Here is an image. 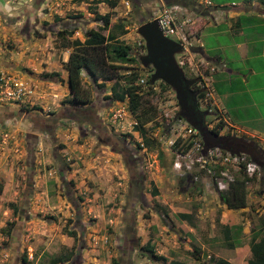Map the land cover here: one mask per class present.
Masks as SVG:
<instances>
[{
  "label": "rangeland",
  "instance_id": "obj_1",
  "mask_svg": "<svg viewBox=\"0 0 264 264\" xmlns=\"http://www.w3.org/2000/svg\"><path fill=\"white\" fill-rule=\"evenodd\" d=\"M20 1L0 0V119L18 112L0 125V264H112L113 260L116 264H212L217 259L246 264L248 243L264 220L260 169L248 177L241 169L221 166L215 157L203 167L195 155L177 158L179 150L173 143L185 123L175 117L178 107L167 85L155 82L147 89L151 67L117 63L124 77L136 75L141 108L151 119L143 126V136L132 128L135 122L127 101L108 97L113 80L96 88L85 71L80 74L81 86L92 115L77 119L84 122L82 129L66 117L57 119L48 134L25 118L31 112L51 120L60 109L73 106L63 68L72 48L62 46L74 39L83 42L87 31L98 30L100 22L91 12L110 14L108 28L116 42L129 46L134 58L141 54L137 18L129 3L115 0L110 9L98 0H43L36 7L28 0L32 9L23 15L28 7ZM210 1L218 5L231 0ZM8 2L14 3L13 9ZM160 3L154 2L147 19ZM199 11L185 8L183 17L208 12ZM20 15L22 21L29 20L25 32L20 21H8ZM116 24L124 34L118 35ZM64 30L74 32L57 37ZM212 32L206 29L200 36L206 54L235 58L233 48L210 51L234 39ZM174 59L183 62L184 77L196 79L194 89L203 93V75L209 68L199 56L187 52L175 54ZM50 72L57 77H45ZM212 82L222 94L224 85L215 77ZM197 105L200 112H207L203 118L207 131L221 122L211 100L199 99ZM216 134L219 138L235 135L223 124ZM261 137L253 141L263 147ZM186 138L182 142L196 136ZM208 143L231 150L217 139ZM176 161L179 167H174ZM219 171L231 178H247L245 207L228 210L220 202L218 193L223 191L215 183L227 179ZM144 246L151 247L160 260L143 255Z\"/></svg>",
  "mask_w": 264,
  "mask_h": 264
},
{
  "label": "trees",
  "instance_id": "obj_2",
  "mask_svg": "<svg viewBox=\"0 0 264 264\" xmlns=\"http://www.w3.org/2000/svg\"><path fill=\"white\" fill-rule=\"evenodd\" d=\"M104 1L107 3L110 9L116 6L115 0H98L96 3H101ZM126 1L129 3L133 14L136 16L137 23L140 24L144 22L146 18H148V15L151 11L150 8L157 0ZM161 1L165 5H178L186 9L188 8L190 11L196 14L202 13L199 11V9H203L201 7V4H197L195 0ZM223 8L225 7H222V9ZM91 13L94 14V16L96 17L95 19L100 22L98 30L87 31L85 33V38L83 42L74 39L70 42L69 45L65 44L62 46L63 48H72L71 52H69L67 55L66 61L63 62V68L66 71L67 90L70 94L71 100L74 103L73 106H69L67 108L71 109L78 107L77 109L79 110L76 113H64V118L70 117L73 121L79 123V129H82V125L84 122H82V120L78 122L77 119L90 117L88 116L89 114L92 115V113L88 112L87 110L88 96L81 86L80 74L82 71H85L90 81L96 88H103L104 82L113 80V84L110 87V95L108 97L116 102H123L124 100L127 101L128 112L133 117L135 122L132 128L134 131L139 132L141 136H143V126L151 119L145 116V113L141 108L140 88L139 86L134 84V81L136 80V75L131 72L129 74V78L124 77L119 72V70L123 68L117 65V63H119L120 65H132L137 64V61L133 56H131L129 46L121 42H116V35L113 33L112 30H110L111 28H108L110 14L96 15L95 12ZM115 27L120 29L118 35L124 34L125 31L122 30V26L120 24H116ZM101 31H106V35H103ZM73 32V30H64L62 32L58 31L56 35L57 37H61L62 35L70 36L73 34ZM112 42L116 43L112 44ZM130 70L132 71L133 69L130 68ZM45 77L54 79L57 77V73L50 72L48 74H45ZM147 89H152V86L147 85ZM202 97L203 93H199L197 95L198 100ZM58 113L54 115L53 119L47 120V118L39 117L31 114V112H28L27 116L29 118L27 119L31 122V125L35 126L34 128H36L38 131H46L48 134H50L55 126V121L57 120ZM14 116H16V114ZM40 121H42V124L44 125L41 128L39 126H36V123L38 124ZM220 125H222V122H219L216 126H214L213 129L210 130V132L212 134H216V128ZM110 140L111 142H113L112 140L114 139ZM184 141L182 142L180 138H176L173 143V148L177 147L179 153L186 152L189 146L191 145V142H187L186 140ZM180 143L183 144L181 145L182 147H178ZM260 174L261 182L262 184H264V170L260 169ZM186 177L188 178L189 175H186ZM245 181H247V178L245 176L234 177L231 182L228 183L227 190L218 193V198L226 209L237 210L245 207ZM153 191L155 192L154 188ZM258 233H255L248 243L250 258L247 260L246 264H264V220L261 222ZM69 234H71V232H69ZM140 250L144 253L143 255L147 256L150 260H160V258L153 253L151 247L144 246L141 247ZM112 264H116V261L113 260ZM169 264L179 263L170 262ZM212 264L230 263L223 259H217L213 261Z\"/></svg>",
  "mask_w": 264,
  "mask_h": 264
},
{
  "label": "crops",
  "instance_id": "obj_3",
  "mask_svg": "<svg viewBox=\"0 0 264 264\" xmlns=\"http://www.w3.org/2000/svg\"><path fill=\"white\" fill-rule=\"evenodd\" d=\"M198 1L202 3L203 11L208 12H205V15L201 14L200 17L194 16L195 19L189 17L192 19L190 28L193 30L190 34L194 38V47H200L204 52L203 57L199 56L200 60L204 62L206 68H209L203 79L208 82L211 89V105L214 113L219 116L223 126L235 134L234 138L240 137L252 141L262 138L261 136L264 135V1L231 0L229 3L223 2L218 5L210 0ZM206 29L209 32L214 29V32L209 34L217 33L219 36L226 34L234 37L226 45H215L210 49L212 53L227 47L234 49L236 57L227 59L217 54H206L200 41V36ZM214 77L219 84L224 85L222 94L216 92L215 83L212 82ZM259 147L264 149V146Z\"/></svg>",
  "mask_w": 264,
  "mask_h": 264
},
{
  "label": "water",
  "instance_id": "obj_4",
  "mask_svg": "<svg viewBox=\"0 0 264 264\" xmlns=\"http://www.w3.org/2000/svg\"><path fill=\"white\" fill-rule=\"evenodd\" d=\"M136 34L143 41L145 53L135 58L138 64L143 67H151L152 72L149 76L148 85L152 86L155 82H162L167 85L174 93V98L178 107L175 117L182 119L188 126L193 128L201 138L204 148H221L217 144H209V140L215 139L216 135L206 130L204 120L200 124H196L189 116V111L196 108V96L201 92H193L190 86L196 82V79H187L184 77L182 69L177 65L174 55L184 52V49L177 42L162 36L155 19H145L144 22L138 24ZM187 51L200 57L204 56V52L200 47H188ZM192 105V106H190ZM204 118L206 111L200 112ZM236 141L239 138H235ZM229 151L231 154L247 155L255 164L248 152L244 150Z\"/></svg>",
  "mask_w": 264,
  "mask_h": 264
},
{
  "label": "built area",
  "instance_id": "obj_5",
  "mask_svg": "<svg viewBox=\"0 0 264 264\" xmlns=\"http://www.w3.org/2000/svg\"><path fill=\"white\" fill-rule=\"evenodd\" d=\"M125 4L127 5L126 2ZM184 14L185 8L181 6L165 5L160 3L158 9H156L155 12H152V16L149 18V20L155 19L162 36L180 44L184 49V52L182 53H187L188 47H194V38L190 34L189 18L183 17ZM138 46L141 48L140 55L144 54L145 50L143 41L139 42ZM176 63L179 67L183 65L182 61H176ZM203 80V87L205 90L203 91V97L201 99L206 102L207 99L209 101L211 100V89L209 88L208 82L205 79ZM140 83H143V80H140ZM181 130L182 132L178 133L175 136L176 138L185 139L186 137L189 138L192 136H196V138L190 139L191 145L186 152L176 153L177 158L185 159L191 158L192 155H195V161L201 163L203 167V164H205L207 161H213L215 157L220 161L219 163L221 166L228 164L236 170L241 169L248 177L258 170L257 164H255L251 159H245V154L235 155L231 154L227 150H222L217 147L205 149L202 141L199 139L200 137L198 133L186 123L183 127H181ZM174 167H179V161L174 162ZM219 175L226 177L227 180L225 182H222V179L217 180L215 183L217 190L225 191L227 190L228 183L231 182L233 178L227 176L226 172L224 171H219ZM247 183L248 181H245V185Z\"/></svg>",
  "mask_w": 264,
  "mask_h": 264
},
{
  "label": "flooded vegetation",
  "instance_id": "obj_6",
  "mask_svg": "<svg viewBox=\"0 0 264 264\" xmlns=\"http://www.w3.org/2000/svg\"><path fill=\"white\" fill-rule=\"evenodd\" d=\"M4 2L6 1L7 2V0H3ZM17 2H21L20 0H16ZM28 0H25V2H23V3H20V4H23L24 6V8H26V7H28L27 8V10L26 9H24L23 11L24 12H22V14L23 15H27L28 14V10H30V9H32V7L29 5V4H27L28 2H27ZM43 2V0H33L32 1V3L33 4H36V7H39L40 5H41V3ZM6 4H8V5H10V7L13 9V2H8V3H6ZM17 5V4H16ZM25 5H28V6H25ZM18 6V5H17ZM16 7V6H15ZM19 8V7H18ZM23 15H20V16H18V17H14V18H12V19H8V21H9V23L10 22H12V23H16V22H18L19 23V21L22 23V31L23 32H25V30L28 28V25H27V23H28V19H27V17L25 18V20H23L22 21V17H23ZM24 18V17H23ZM17 20V21H16ZM194 87H195V83L193 84V85H191L190 86V90H192L193 92H196L197 91V89H194ZM197 96H196V108H194L193 109V107H192V109H191V111H189V116H190V118L192 119V121L194 122V123H196V124H200L201 122H202V119H203V116H202V114L200 113V111L198 110V105H197ZM190 106H192V105H190ZM78 108V107H77ZM77 108H71V109H69V108H67V107H64V108H62V109H60L59 110V113H58V117H57V119L58 118H64V113H66V112H69V113H76V112H78L79 110L77 109ZM15 114H18V112H15V113H12V112H9V113H5V115H3L2 116V118L0 119V125L3 123V122H5V121H7V120H12L13 119V117L12 116H14ZM25 118L27 119V118H29L28 116H27V114H25ZM15 117V116H14ZM59 120V119H58ZM30 122V121H29ZM37 122V121H36ZM34 124V123H33ZM36 126H39L40 128L42 127V126H44L43 124H42V121H40L38 124L36 123ZM214 135H216V138L215 139H217V140H219L221 143H223V144H225V145H227V146H229V147H231V150L233 151V150H235V151H239V150H244V151H246V152H248V154L253 158V159H255L256 160V162H257V166H258V168L259 169H262V170H264V149H262V148H260L259 146H258V144H256L254 141H252V140H249V139H246V138H240V137H235V138H239V140L238 141H236L235 140V138L234 137H224V138H219V136H217V134H214ZM211 140H213V139H211ZM113 141V140H112ZM114 142V141H113ZM112 142V143H113Z\"/></svg>",
  "mask_w": 264,
  "mask_h": 264
}]
</instances>
